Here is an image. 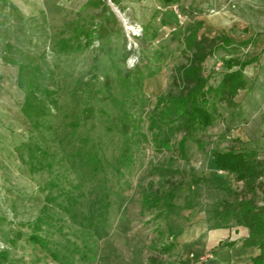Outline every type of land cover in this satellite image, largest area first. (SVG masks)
Wrapping results in <instances>:
<instances>
[{
  "label": "rangeland",
  "instance_id": "obj_1",
  "mask_svg": "<svg viewBox=\"0 0 264 264\" xmlns=\"http://www.w3.org/2000/svg\"><path fill=\"white\" fill-rule=\"evenodd\" d=\"M194 30L231 39L202 63L212 85L226 59L257 60L234 104L188 134L166 99ZM65 39L80 48L61 51ZM19 62L47 89L37 127ZM86 148H99L96 171ZM229 148L264 159V0H0V264H248L220 253L243 227L216 212L243 186L211 156ZM169 193L180 212L142 203ZM38 216L47 250L28 240Z\"/></svg>",
  "mask_w": 264,
  "mask_h": 264
},
{
  "label": "trees",
  "instance_id": "obj_2",
  "mask_svg": "<svg viewBox=\"0 0 264 264\" xmlns=\"http://www.w3.org/2000/svg\"><path fill=\"white\" fill-rule=\"evenodd\" d=\"M114 1V0H113ZM170 2L171 0H164ZM195 30L190 31L186 39L185 46L193 47L191 58L186 64L176 67L175 79L181 84V91L172 96H168V110L175 113L182 119V126L188 134L202 131L211 127L221 114L218 111L219 103L234 104V97L240 89L247 86L244 77V68L257 60V56L250 59L228 58L224 64L227 71L223 73L216 85L209 83V79L204 75L202 63L215 51L229 43L231 39L225 34H218L214 37L201 35L198 39ZM85 46L88 43L84 44ZM80 45H73L69 40H63L59 44V49L65 53L75 51ZM18 64L19 86L25 92V98L21 106V111L32 123L33 127L39 124V117L44 114V102L37 98V92L46 93L45 87L41 88V83L37 80L36 71L29 72L26 63ZM38 99V100H37ZM184 135L179 141V146L183 147L186 141ZM202 147V145H201ZM84 149H79L81 151ZM84 152V151H83ZM88 156V163L92 165L94 171L101 166V154L98 150L92 152L90 148L85 149ZM214 164L218 170L232 174L235 181L243 183L241 191L231 200L220 202V211L217 215L223 219H234L237 225L248 229V235L243 239L244 246H255L260 249L259 255L253 258V264H264V202L259 203V190H264V159L256 156L254 151L246 149L229 148L227 150L213 149L211 151ZM128 157L124 155V159ZM230 194L231 189L227 190ZM172 193L157 197L143 198L142 203L152 207L164 208L167 214L178 213L182 210L180 206L171 201ZM43 217L38 216L31 224L33 232L28 240L41 249L47 250L48 241L37 233L43 223ZM165 250H170L174 243L164 245ZM174 264H190L188 260L177 261Z\"/></svg>",
  "mask_w": 264,
  "mask_h": 264
},
{
  "label": "crops",
  "instance_id": "obj_3",
  "mask_svg": "<svg viewBox=\"0 0 264 264\" xmlns=\"http://www.w3.org/2000/svg\"><path fill=\"white\" fill-rule=\"evenodd\" d=\"M151 2L157 7V5L161 6L163 0H151ZM236 230L238 237L233 238L231 234H228L229 239L227 240L226 243H224L225 246L223 250L220 252L223 255V261L226 262L229 261L230 259L231 261H233L234 259L235 262L241 260V262H245V263L248 262V264H253V258L259 255L260 249L255 246L243 245V239L248 235V229L246 227H242V228L237 227ZM215 263L220 264L221 263L220 259L216 258Z\"/></svg>",
  "mask_w": 264,
  "mask_h": 264
},
{
  "label": "built area",
  "instance_id": "obj_4",
  "mask_svg": "<svg viewBox=\"0 0 264 264\" xmlns=\"http://www.w3.org/2000/svg\"><path fill=\"white\" fill-rule=\"evenodd\" d=\"M173 11L176 13L177 17L180 18L181 14L179 13V6L178 5H173ZM135 35V33H133Z\"/></svg>",
  "mask_w": 264,
  "mask_h": 264
}]
</instances>
